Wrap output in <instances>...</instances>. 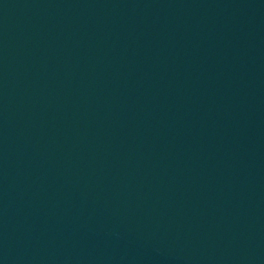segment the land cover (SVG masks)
<instances>
[{"label": "water", "instance_id": "water-1", "mask_svg": "<svg viewBox=\"0 0 264 264\" xmlns=\"http://www.w3.org/2000/svg\"><path fill=\"white\" fill-rule=\"evenodd\" d=\"M0 264H264V0H0Z\"/></svg>", "mask_w": 264, "mask_h": 264}]
</instances>
